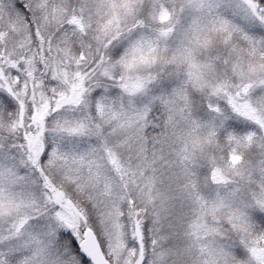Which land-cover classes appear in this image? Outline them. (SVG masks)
<instances>
[{
  "label": "snow or ice",
  "instance_id": "1",
  "mask_svg": "<svg viewBox=\"0 0 264 264\" xmlns=\"http://www.w3.org/2000/svg\"><path fill=\"white\" fill-rule=\"evenodd\" d=\"M0 264H264V0H0Z\"/></svg>",
  "mask_w": 264,
  "mask_h": 264
}]
</instances>
